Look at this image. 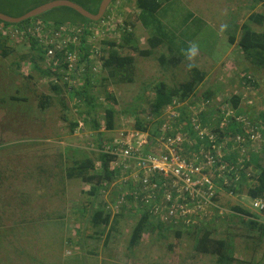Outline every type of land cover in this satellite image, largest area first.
I'll list each match as a JSON object with an SVG mask.
<instances>
[{
  "label": "rangeland",
  "instance_id": "rangeland-1",
  "mask_svg": "<svg viewBox=\"0 0 264 264\" xmlns=\"http://www.w3.org/2000/svg\"><path fill=\"white\" fill-rule=\"evenodd\" d=\"M15 1L17 4L22 1L42 4L48 0ZM82 2L88 4L84 5L88 10L96 9V0ZM251 3L252 0H179L166 17L155 15L150 18L151 24L145 27L138 20L133 0H116L108 6L109 10L105 12L103 20L85 26L94 28L99 33L91 32L85 36L86 44L98 50L97 54L88 55L90 64L92 67L99 64L98 56L103 54L102 49L106 48L105 43L103 48L102 40L117 39L122 25L133 30L141 48H147L146 39L154 32L157 21L164 25V30L168 33L169 30H174L176 22L184 17L182 11L186 9L205 23L200 27L195 39L198 38L197 41L209 54V58L199 52L198 57L193 60L192 57L189 59L188 55L186 58L196 62L198 68L210 74L205 83L198 87L197 93L217 87L216 97L224 100L231 94L244 95L251 99L255 113L264 111V74L253 77L259 83L254 89L240 86L236 75L244 74L239 68L246 67L247 63L242 56L233 52L235 46L229 47L224 53L221 47L228 39L224 35L230 34V25H227L229 22H234L240 27L252 12L264 13L261 3L252 10ZM178 4L181 5L180 8ZM30 5H18L9 16L18 17L25 7ZM53 10L43 13L46 19L60 22L67 19L63 11ZM15 29L0 28V31L7 32L9 42L14 45L11 49L12 55L0 56V264H216L214 256L198 253L194 249L201 223L206 224V227L212 223L213 233L217 238H231L233 244L229 246V251L230 256L234 258L232 264H236L237 260L249 264L253 259L259 260L258 264H264V238L262 242H258L255 237L258 231H248L238 216L227 213L229 209L223 203L227 198L233 203L240 200V203L250 208L249 199L242 193H221L224 206L221 211L211 208L207 219L197 224L193 221L189 226L164 231L162 237H159L157 231L147 230L139 244L134 247L129 246V237L135 221L128 215L116 217L112 210L109 225L93 226L88 221L93 201L87 191H90L89 187L77 179H64L60 169L65 168L67 154H70L67 150L70 148L79 149L95 160L98 133L90 129V124H85V103L69 104L68 84L63 83L62 94L56 95L49 90L46 80H41L33 73V65L26 56L31 55L27 39L36 36L26 32L14 33ZM163 49H154L150 57L133 54V82H124L120 77L107 81L110 84L108 90L116 99V127L112 132L105 130L101 119L102 109L110 106L102 90L104 81L98 80L102 84L96 83L95 88H92L91 93L99 97L101 103L100 108L94 109L93 116L99 119L100 132L105 133L104 139L120 130L133 128L136 115L143 120L150 117L147 113L150 112L149 101L154 95L152 87L161 80L168 82L170 77L155 60L158 51ZM20 55H24L26 60L21 62V77H17L12 75L15 70L8 64L13 60V56ZM212 56L220 60L213 62ZM186 62L182 61L174 68L178 81L187 76ZM93 72L91 78L106 76L100 68ZM29 75L32 78L26 79ZM70 84L75 85L74 82ZM25 86L34 92L21 96L20 90ZM43 93L51 96V103L48 108L39 109L40 96ZM8 97L15 100L7 102ZM22 97L29 98V102H24ZM61 98L66 101V107L63 106ZM203 109H206V106L201 104L194 114ZM12 114L17 116V119L13 120L10 117ZM214 115L218 116L217 113ZM78 122L83 124L81 128L78 127ZM86 122L90 123L88 120ZM152 122L154 121H143L146 125L148 123V126ZM74 123L77 125L72 128ZM30 135L34 138L24 140ZM103 198L104 196L101 197ZM214 213L216 215L212 217ZM203 215L204 213L201 214ZM260 216L261 222H264V215ZM176 231L181 232L178 237L175 235Z\"/></svg>",
  "mask_w": 264,
  "mask_h": 264
},
{
  "label": "trees",
  "instance_id": "trees-1",
  "mask_svg": "<svg viewBox=\"0 0 264 264\" xmlns=\"http://www.w3.org/2000/svg\"><path fill=\"white\" fill-rule=\"evenodd\" d=\"M52 1V0H48ZM47 1V2H48ZM74 3L82 6L85 10L95 14L98 10V6L101 0H96V9L88 10L84 5H88L84 0H71ZM116 0H113L115 2ZM134 7L138 13V20L145 27L151 24L150 18L155 15L167 16L174 4L179 0H133ZM31 4L18 15L21 16L29 10L42 5L41 2H17L15 0H0V13L9 15L10 12L15 11L16 7L20 5ZM262 4L264 8V0H252L250 5L251 10L256 5ZM180 8V4L177 5ZM61 10L63 15L67 18L60 21H54L52 19H46L44 14L37 17L28 19L18 24H8L0 21V27L3 28H21L26 26L30 22H43L52 21L51 23H44L55 27L57 30L64 28L61 39L63 45L61 50L57 49L55 59H58V64L53 66L47 58H45L46 50L43 47V43L37 41V39H27L31 55H26L32 66L33 73H36L39 78L49 83V90L56 95H61L63 92V82H58L61 79L71 78V74L68 73V63L64 58L65 52H76L79 58L78 64H81L87 59L89 55V47H84V39L87 34H91L85 29L86 25H90L94 22L89 21L82 17L74 10L67 7L55 8L53 11ZM109 10V7L107 11ZM182 11V10H181ZM61 13V12H59ZM184 17L180 18L176 24L174 30H169L168 33L164 30V25L159 24L157 21L156 28L153 29L149 37L146 39L147 48H141L138 43V39L135 36L133 30L125 27L120 30L118 40H102L101 44L103 54L98 56L100 62L101 71L106 73V76H100L99 79L91 78L88 74H85L83 84L69 86L67 85V94L69 104L85 103L86 110L83 113V119L85 124H90V129L98 133V150L97 158L93 160L86 153H83L79 149L70 148L67 150V163L65 168H61L64 179H77L81 183L88 186L90 191L88 194L93 200L91 202V216L89 222L96 227H106L110 224V214L106 212L104 207V200L102 197V190L107 188L112 181H115L119 174L118 168L111 167V160L113 158L110 155L102 152L104 144L109 142L114 134L108 138H105V133L100 132V122L94 113V109L100 108L99 97L94 96L91 93L92 88H95L96 83L102 84V90L105 100L110 106H105L102 109L101 119L103 120L105 130L112 132L115 129L116 110L114 104L116 99L110 92L109 79L120 77L122 81L131 83L133 82L132 70L134 67V56L137 54L142 57H150L153 55L154 49L159 50L155 60L158 66L166 71L170 77L168 82L161 80L153 85L154 92L153 97L149 101L150 112L148 111V119L139 118L135 116L133 130H140L142 132H148L150 137L155 143L156 138L161 135L160 126L164 123V109L170 104H178L175 108L177 116L171 121L170 130H166L162 133L163 137L174 136L179 134L183 138V144L179 154L183 156L189 155H209L216 162L209 168L211 173H214L209 178V183L203 182L202 188L205 192L213 193L211 201L215 203V210L221 211L224 206L228 208L227 213L238 216L242 220V224L247 227L248 231H258L255 236L258 242H262L264 238V222H261L264 212H253L251 208L246 207L239 200L237 203H233L231 199H226L223 203L221 201V193H242L246 199L251 202L254 199L264 198V111L254 112V105L250 98L244 95L231 94L228 98L216 97V91L218 88H208L201 93H197V89L200 85H203L206 78L210 75L198 68L196 62L187 60L188 49L195 45L197 52L192 56V60L198 57V52L201 55L207 54L201 43L195 39L198 37V31L200 27H203L205 23L193 14L184 9L182 11ZM68 14V15H67ZM197 19V20H195ZM54 22V23H53ZM253 24V25H251ZM228 39L221 45L223 53L231 46H235L233 52L242 56L247 63L246 67L239 68L240 72L244 74L236 75L240 86H249L254 89L258 86V80L253 77L264 74V13L252 12L247 20L238 27L236 23H228ZM226 25V26H227ZM251 25V26H250ZM33 25L32 27H34ZM225 26V27H226ZM31 27V28H32ZM25 28V27H24ZM51 28L46 26V29ZM238 28V29H237ZM256 29V30H253ZM43 33V32H42ZM75 39V41H73ZM195 39V42H194ZM221 39V38H220ZM219 39V40H220ZM43 45H41V44ZM0 56L7 57L9 54H13V43L9 42V36L2 30L0 31ZM4 45V47L2 46ZM17 50L15 51V53ZM97 54V53H96ZM211 56V55H210ZM12 57V56H11ZM13 60L9 62L8 66H11L15 72L13 76L21 77L19 70L21 69V62L26 60L24 55L13 56ZM203 58V57H202ZM209 58V57H208ZM213 62H218L220 59L212 56ZM182 61H187L188 72L186 78L182 81H178L175 78L176 68ZM31 77V75L27 76ZM3 80V79H2ZM98 80H100L98 82ZM108 81V82H107ZM21 96H27L34 92L33 89L28 86L23 87L21 90ZM13 98H6V101ZM24 102H29V98H23ZM15 100V99H13ZM63 106H67L64 98L60 99ZM78 102V103H77ZM51 103V96H40L39 109H45L49 107ZM206 106V109L198 111L200 105ZM208 106V108H207ZM217 113L218 116L214 114ZM88 116V119H86ZM13 120L17 119V116L12 114L10 116ZM90 123H87L86 121ZM146 120H153L150 126L143 123ZM77 123L72 125L75 127ZM25 135V134H24ZM34 136H26L24 140H31ZM200 161L199 163H201ZM204 164V163H203ZM200 165V164H199ZM206 171V168L203 169ZM220 186V188H218ZM129 188H131L129 186ZM128 197V196H126ZM134 198L133 196H129ZM226 197V196H225ZM129 200L130 204H134V201ZM241 199V197H239ZM179 200L184 202L190 211L189 220H193L196 224L201 222L200 214H202L199 206L204 200L203 196L196 194H189L188 192L179 193ZM178 201H176L177 203ZM151 205L139 204V206L131 205L128 209L129 216L135 221L132 226V231L129 237V246L134 247L139 244L142 235L148 230L149 232L159 233V237L163 236L164 231H171L180 226V223L176 219L171 218L165 223H161L153 212ZM208 212L204 213L203 218H208ZM216 214L214 213L212 217ZM123 214L117 213L116 217H121ZM211 217V218H212ZM116 223V220H114ZM224 221V220H223ZM191 224V221H190ZM211 225V227H209ZM200 229H198V237L195 241L194 249L196 252L206 255L214 256L216 264H232L234 258L230 256V247L233 241L230 237L217 238L214 236L212 223H201ZM181 232L176 231L175 235L178 237ZM258 260H250L249 264H258ZM246 261L237 260L236 264H246Z\"/></svg>",
  "mask_w": 264,
  "mask_h": 264
},
{
  "label": "built area",
  "instance_id": "built-area-1",
  "mask_svg": "<svg viewBox=\"0 0 264 264\" xmlns=\"http://www.w3.org/2000/svg\"><path fill=\"white\" fill-rule=\"evenodd\" d=\"M106 17L108 18V16ZM85 29L88 32L99 34L94 28L85 27ZM64 30V28L57 30L55 27L46 29L44 24L38 23L24 32L15 29L14 33L23 34L26 32L36 36L35 39L44 44L39 43L46 50V60L56 66L58 59H55V54L57 49L61 50V45H63L61 36ZM86 46V39H84V47ZM88 51L89 54L98 53L94 46L89 47ZM64 58L68 63V73L72 77L69 81L74 82L75 85L83 84L85 74L91 77L93 71L100 68V62L96 67L91 66L88 55L87 59L81 64H78L79 58L76 52H65ZM61 81L66 83L65 79H61ZM69 81L67 79L69 86H73ZM176 107H178L177 103L170 104L164 109L165 121L160 126L161 135L156 138L155 143H153L148 132L130 129L116 132L110 138L111 140L103 145L102 152L113 158L110 162L111 167L119 169L117 179L102 190V196H104L103 209L109 214L113 210L116 215L119 212V214L129 216L128 209L131 205L152 204L155 217L161 223L174 218L180 223V226H189L190 221L192 223L193 220H189L190 208L179 200V193L181 192L203 196L204 200L199 208L202 213L207 211L208 217L209 210L215 208V203L211 201L213 193L210 188V192H205L201 188L203 182L209 183L211 176L209 168L211 164L214 165L217 161L209 155L183 156L178 153L184 143L181 135L162 136L163 132L170 130V123L177 116ZM168 119L170 121H167ZM82 125L81 122H78L79 128ZM200 161L202 162L199 163ZM204 168H206V171L203 170ZM127 198L134 201V204H130ZM176 201L178 202L176 203ZM250 208L258 213L264 212V198L252 200ZM203 216L200 214L201 220L207 219ZM180 226L177 225V227Z\"/></svg>",
  "mask_w": 264,
  "mask_h": 264
},
{
  "label": "water",
  "instance_id": "water-1",
  "mask_svg": "<svg viewBox=\"0 0 264 264\" xmlns=\"http://www.w3.org/2000/svg\"><path fill=\"white\" fill-rule=\"evenodd\" d=\"M112 2V0H101L98 6V10L95 14L85 10L82 6L69 1V0H52V1H48L42 5H39L31 10H29L28 12L24 13L21 16L18 17H11L9 15L0 13V21L8 23V24H18L21 23L23 21H26L28 19L37 17L47 11H50L52 9L55 8H59V7H67L70 8L72 10H74L75 12H77L78 14H80L82 17H84L85 19L92 21V22H97L99 20H101V18L104 16V13L106 12L107 7L110 5V3Z\"/></svg>",
  "mask_w": 264,
  "mask_h": 264
},
{
  "label": "crops",
  "instance_id": "crops-1",
  "mask_svg": "<svg viewBox=\"0 0 264 264\" xmlns=\"http://www.w3.org/2000/svg\"><path fill=\"white\" fill-rule=\"evenodd\" d=\"M44 23H51L52 24V21H49V20H45V21H43ZM43 22H40V23H42V24H44ZM54 23V22H53ZM36 25L37 24V22L35 21V22H30V23H28V24H26V26H24L25 28H27V29H29L32 25ZM45 26H48V27H52L51 25H48V24H44ZM24 27H21V28H16V30L17 31H19V32H21V31H25L24 30ZM1 28V27H0ZM7 33V32H6Z\"/></svg>",
  "mask_w": 264,
  "mask_h": 264
},
{
  "label": "clouds",
  "instance_id": "clouds-1",
  "mask_svg": "<svg viewBox=\"0 0 264 264\" xmlns=\"http://www.w3.org/2000/svg\"><path fill=\"white\" fill-rule=\"evenodd\" d=\"M105 15H106V14H105ZM101 20H103V19H101ZM101 20H99V21H101ZM94 23H96V22H94ZM121 27H122V29L124 28L123 25H122ZM196 52H197V48H196V46H195V45L191 46V47L188 49V57H189V59H191V57L194 56V55L196 54Z\"/></svg>",
  "mask_w": 264,
  "mask_h": 264
},
{
  "label": "flooded vegetation",
  "instance_id": "flooded-vegetation-1",
  "mask_svg": "<svg viewBox=\"0 0 264 264\" xmlns=\"http://www.w3.org/2000/svg\"><path fill=\"white\" fill-rule=\"evenodd\" d=\"M106 12H107V10H106ZM104 14H106V13H104ZM102 18H103V17H102ZM102 18H101V19H102Z\"/></svg>",
  "mask_w": 264,
  "mask_h": 264
}]
</instances>
